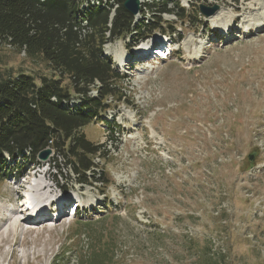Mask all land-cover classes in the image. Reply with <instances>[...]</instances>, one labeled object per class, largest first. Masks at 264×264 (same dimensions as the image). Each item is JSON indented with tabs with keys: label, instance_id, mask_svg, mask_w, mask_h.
Listing matches in <instances>:
<instances>
[{
	"label": "rangeland",
	"instance_id": "rangeland-1",
	"mask_svg": "<svg viewBox=\"0 0 264 264\" xmlns=\"http://www.w3.org/2000/svg\"><path fill=\"white\" fill-rule=\"evenodd\" d=\"M243 1L178 0L188 13L179 20L140 0L138 20L164 26L140 46L180 42L182 56L151 61L153 72L130 56L137 36L96 45L80 34L83 52L93 46L120 71L108 115L84 129L101 146L98 171L81 185L64 162L53 168L56 154L39 159L20 178L36 189L23 206L18 176L0 180V264H264V0L244 13ZM201 4L218 10L198 15ZM10 43L0 41V76H56L76 92L49 58ZM14 216L26 221L16 231Z\"/></svg>",
	"mask_w": 264,
	"mask_h": 264
},
{
	"label": "trees",
	"instance_id": "trees-1",
	"mask_svg": "<svg viewBox=\"0 0 264 264\" xmlns=\"http://www.w3.org/2000/svg\"><path fill=\"white\" fill-rule=\"evenodd\" d=\"M125 1L0 0V41L26 48L30 57L49 58L68 74L76 90L69 93L56 76L36 77L26 71L0 76V180L22 176L50 148L57 155L50 159L54 169L65 167L79 184L92 183L102 151L85 137L84 129L98 122L108 100L118 95L119 74L111 60L97 55L98 49L88 45L87 52L82 51L80 34L98 45L101 36L109 35L108 42L140 29L137 34L143 38V30L161 28L159 17L135 21ZM151 1L147 6L161 15L174 13L185 20L188 14L178 0V11L169 9L172 0ZM62 162L64 167L59 166ZM95 180L105 182L101 177Z\"/></svg>",
	"mask_w": 264,
	"mask_h": 264
},
{
	"label": "water",
	"instance_id": "water-1",
	"mask_svg": "<svg viewBox=\"0 0 264 264\" xmlns=\"http://www.w3.org/2000/svg\"><path fill=\"white\" fill-rule=\"evenodd\" d=\"M124 6L129 13L134 15L136 18L139 17V12L141 8L140 0H126ZM210 10L211 12H209L204 5L202 4L200 5V11L206 17L213 15L218 10V7H214ZM52 153L53 151L51 149H46L41 153L40 159L43 160L44 162H48L49 157L52 155ZM250 160H253V156H250Z\"/></svg>",
	"mask_w": 264,
	"mask_h": 264
},
{
	"label": "bare ground",
	"instance_id": "bare-ground-1",
	"mask_svg": "<svg viewBox=\"0 0 264 264\" xmlns=\"http://www.w3.org/2000/svg\"><path fill=\"white\" fill-rule=\"evenodd\" d=\"M249 1H251L250 3L254 6V4H253V0H244L243 2H242V6L243 7H241V11L244 13V12H247V11H251V10H254V11H256V10H260V9H262V8H251V7H248L247 6V4L246 3H248ZM238 7V6H237ZM238 9L236 8H234L233 9V11H237ZM25 192L26 193H28L29 191L28 190H25ZM27 196H29L30 197V195L28 194ZM30 199H33V197L32 198H30ZM29 208H32V209H29ZM27 210H29V212L30 211H36L37 209H35V206H30V207H26V209H25V215H26V220L27 221H34L35 219H36V217H35V215H31ZM16 215V214H15ZM25 221V220H24ZM23 220L20 222L18 219H17V217H12V229H13V231H16L19 227H21V223L22 222H24ZM26 222V221H25Z\"/></svg>",
	"mask_w": 264,
	"mask_h": 264
}]
</instances>
